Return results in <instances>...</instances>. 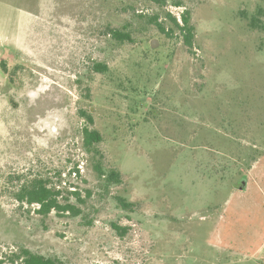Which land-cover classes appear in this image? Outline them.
Wrapping results in <instances>:
<instances>
[{
	"label": "rangeland",
	"instance_id": "1",
	"mask_svg": "<svg viewBox=\"0 0 264 264\" xmlns=\"http://www.w3.org/2000/svg\"><path fill=\"white\" fill-rule=\"evenodd\" d=\"M183 9L191 48L150 20ZM84 126L120 183L94 170ZM35 176L78 191L77 212L19 205ZM21 247L59 264H264V0H0L2 264Z\"/></svg>",
	"mask_w": 264,
	"mask_h": 264
},
{
	"label": "trees",
	"instance_id": "2",
	"mask_svg": "<svg viewBox=\"0 0 264 264\" xmlns=\"http://www.w3.org/2000/svg\"><path fill=\"white\" fill-rule=\"evenodd\" d=\"M158 7L166 5L167 0H148ZM175 4H178L176 2ZM166 16L171 21V26L165 29L164 25L159 21L157 15H152L150 20L159 29L160 32L167 35L177 31L183 39L185 46L191 48L194 40V27L191 23V15L188 9H183L179 14V17L167 12ZM108 33L110 36L120 42L132 41V36L129 32L120 30L118 28H110ZM96 71H105L106 66L102 63H96L93 65ZM81 115L85 118L88 124L93 123V117L86 111H81ZM83 145L88 152H93L97 155V161L95 162L94 170L99 176L104 178L107 185L112 183H120L121 175L116 169H104L101 158L103 157L101 152L94 147V143H98L102 140L100 132L96 129L84 126L82 129ZM78 171V169H75ZM63 189L57 185L50 184L47 178L35 176L31 179L22 181L16 189L11 192L12 197L19 205H26L27 209H32L41 215H47L50 211L55 210L58 214H64L65 212L76 213L77 206L70 201V196L80 199V193L76 190L68 191V195L63 198ZM63 198V199H62ZM62 199V200H61ZM119 203L125 207H131L132 203L127 202L123 197H118ZM12 264H59V261L52 257H46L42 254L32 252L28 248L21 247L16 252H11L7 255ZM0 259V264H2Z\"/></svg>",
	"mask_w": 264,
	"mask_h": 264
},
{
	"label": "water",
	"instance_id": "3",
	"mask_svg": "<svg viewBox=\"0 0 264 264\" xmlns=\"http://www.w3.org/2000/svg\"><path fill=\"white\" fill-rule=\"evenodd\" d=\"M154 41H155V40H153V41L151 42V46H153V45H154V43H155Z\"/></svg>",
	"mask_w": 264,
	"mask_h": 264
}]
</instances>
